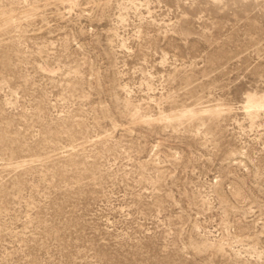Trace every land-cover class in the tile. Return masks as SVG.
<instances>
[{"label": "rangeland", "instance_id": "rangeland-1", "mask_svg": "<svg viewBox=\"0 0 264 264\" xmlns=\"http://www.w3.org/2000/svg\"><path fill=\"white\" fill-rule=\"evenodd\" d=\"M253 93L264 0H0V264H264Z\"/></svg>", "mask_w": 264, "mask_h": 264}, {"label": "bare ground", "instance_id": "bare-ground-1", "mask_svg": "<svg viewBox=\"0 0 264 264\" xmlns=\"http://www.w3.org/2000/svg\"><path fill=\"white\" fill-rule=\"evenodd\" d=\"M246 109L253 115L264 108V98L257 94H249L247 97ZM25 165V164H24Z\"/></svg>", "mask_w": 264, "mask_h": 264}]
</instances>
